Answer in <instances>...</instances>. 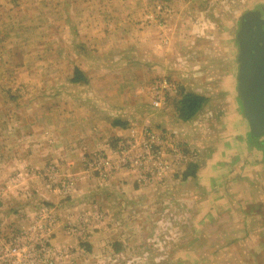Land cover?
I'll return each mask as SVG.
<instances>
[{
    "label": "crops",
    "instance_id": "0c3cea01",
    "mask_svg": "<svg viewBox=\"0 0 264 264\" xmlns=\"http://www.w3.org/2000/svg\"><path fill=\"white\" fill-rule=\"evenodd\" d=\"M9 1L14 3V0H0ZM98 6L96 3L89 14H98ZM107 6H103L106 9L101 12L102 28L99 15L87 23V39L92 41L93 37L98 38L90 48L100 53L97 58H102V61L96 59L94 63L91 62L89 73H86V68L76 65L86 73V83L70 82V73L66 78L56 77L58 80L55 82H58V85L47 91L37 82L30 85L33 76L26 74L21 79L24 84L22 90L18 91L20 95L17 93L5 97L12 106L7 104L6 109L0 107V178L6 179L11 174H16L19 178V183L15 185L16 191L11 189L4 194L1 192L0 221H18L20 219H17V215L20 211L30 212L27 214L29 219H25L29 221L31 213L40 205L52 208L57 221L61 223L78 221L81 214L96 212L98 218L92 221L98 223L91 233L89 249L87 248L88 252L90 251V260L101 264H115L111 260L113 251L109 243H100V239L106 236L103 234L106 231L99 230L101 223L134 221L133 213L136 211V214L143 211L138 221H149L150 217L145 215L144 209H153L152 201L157 200L155 194L161 187L157 181L139 186L134 180V175L125 170L101 180L86 172L82 165L83 157L96 150H110L114 140L138 132L141 126L148 124L157 130L166 129L167 121L162 118L151 119L147 109V105H150L144 101L145 83L153 76L165 73L175 76L182 81L181 88L184 91L205 95L209 102L214 97H226V92L229 87L233 88V85L236 91L238 49L235 36L224 34L223 37H218L212 32L211 24L203 20L205 11H194L193 15L194 12L187 9L182 12L185 18L182 28L161 31L145 25L141 11L138 12V17H132L138 18V23L118 22L119 25H116L114 21L121 15L111 12L112 9ZM103 14L106 15L105 19ZM178 17L174 16L175 19ZM163 37H166L165 44L162 42ZM180 58L183 62H178ZM197 116L181 123L195 122ZM247 148L246 146L245 149ZM191 157L195 158V154ZM200 159L197 157L194 162H190L196 165L194 176H188L183 181L199 178L203 174L205 168L199 163ZM260 161L264 162L263 159ZM49 163L56 164L61 175L72 178V190L67 198H61L54 191L48 190L44 179L38 176V172ZM215 167L217 169V164ZM222 171L220 168L217 174H223ZM175 174L178 175L177 172ZM238 180L239 178L232 180V184L227 188H230L239 204L241 192ZM218 186L220 185L211 186L209 189L217 195ZM19 189L21 191H18ZM197 189L199 190L193 192L197 193L196 195L206 193L201 187ZM242 189L247 191L248 185L244 183ZM26 190L29 191L27 198L23 195ZM163 190L166 191L165 188ZM193 193L189 192L185 204L188 203L187 213L194 211L193 216L196 215V218L192 217L190 220L188 216V221H184L188 223V227L190 221H203L201 202H198V214L195 213L198 207L192 208L195 203L190 204ZM229 222L231 242L227 237L218 235L212 251L205 245L178 248L177 252L182 254H209L205 257L208 258L207 261L204 257V261H201V257L195 261L188 258L183 264H234L232 254L239 256L247 253L240 247L241 244L235 241L236 238H240V242L255 250V239L264 235L261 232L264 229V221H256L260 225L257 229L255 226L250 227L249 223L252 221H242L246 224L237 230L232 227L234 221ZM188 232L192 233L190 228ZM161 233L163 234L162 230L157 232L158 235ZM206 234L205 226L198 229L200 237ZM65 235L62 226L58 225L54 242L60 239L58 242L64 243L68 239ZM174 246V242H171L168 248L172 247L174 250ZM211 254L215 255L213 260ZM78 260L75 264L80 263ZM245 264H251V261H245Z\"/></svg>",
    "mask_w": 264,
    "mask_h": 264
},
{
    "label": "rangeland",
    "instance_id": "374dc122",
    "mask_svg": "<svg viewBox=\"0 0 264 264\" xmlns=\"http://www.w3.org/2000/svg\"><path fill=\"white\" fill-rule=\"evenodd\" d=\"M96 3L99 5L98 14H89ZM106 5L112 9L111 12L121 15L115 19L116 25H119L118 22L125 24L137 22L138 18L132 17H138V12L141 11L145 25L153 26L161 31L182 28L185 20L182 12L187 9L191 12L205 11L203 20L211 24L212 32H215L218 37L220 35L223 37L224 34L234 37L240 15L247 10L260 7L264 9V0H99L98 2L91 0H14V3L0 2V107L6 109L7 104H12L5 97L22 90L24 82L21 79L26 74L33 76L30 85L37 82L39 86L49 91L58 85V82H55L58 80L56 77L66 78L70 75L73 66H82L87 69L86 73H89L90 63L97 61L100 53L90 48L92 43L98 41V38L93 37L92 41L87 39V23L99 15L102 28L101 12L106 9L103 8ZM158 6L160 7L159 12ZM147 15L163 17L164 21L159 27L154 22H147L145 20ZM175 15L179 17L175 19ZM105 17L106 15L104 19ZM162 39L166 40V37ZM101 44L100 42L99 45ZM98 60L100 62L102 58ZM178 62H183V59L180 58ZM160 76H165L177 83L178 92L168 97L165 108L156 109L150 105L147 87L153 79ZM145 84L146 100L144 101L150 105L145 103L151 119L162 118L167 121L168 126L164 131L173 135L189 155L195 154V158L193 157L188 164L194 162L193 160L197 157L198 160L201 157L202 160L200 159L199 163L204 165L205 169L199 178L183 181L182 173L179 171L178 175L174 172L169 178L157 182L161 190L155 194L157 200L152 201L153 209L151 211L149 208L144 209L145 215L150 217V220L138 221L143 211H139L138 214L136 211L133 213L135 214L134 221H104L99 230L106 231L103 232L106 236L100 239V243H109L113 251L111 260L115 264H183L184 261H188V258L195 261L199 257L201 261H207L208 258L205 257L209 254L205 255L206 253L203 252L191 255L182 254L178 253L177 249L188 245L198 247L205 245L212 251L218 235H223V238L227 237L228 241H232L229 221H234L232 226L234 230L246 224L242 221H252L249 225L250 227L255 226V229L260 228L256 221H264V162L260 161V159L264 160V137H252L249 134L234 85L233 88L229 87L226 97L211 99L209 105L203 107L198 113L197 121L184 124L181 123L182 120L177 117L174 109L175 102L181 97V92H187L181 88L182 81L165 73L153 76ZM246 146L247 149H245ZM49 164L57 168L56 164ZM215 164L218 166L217 169ZM220 168L223 169V174H217ZM15 176L17 175L11 174L6 179L0 178V197L2 191L4 194L7 190H17L15 184L10 182ZM236 178H239L238 184L241 192L239 193V204L233 192L227 188ZM244 183L248 185L247 191L242 189ZM214 185H220L217 195L215 191L210 190ZM1 187L4 189L1 190ZM200 187L206 193L198 194L199 197L202 196L199 201L197 193L193 192L198 191L197 188ZM164 188L166 191L163 190ZM28 192L26 190L23 194L25 198L29 196ZM189 192L193 193V200L190 202L191 205L195 203V207L192 206L193 209H196L198 202H201L203 221H190L188 227V223L184 222L188 221V216L190 220L192 217L196 218V215L193 216L194 211L188 214L186 210L188 203H185L189 198ZM249 206L252 207L249 208ZM40 207L41 205L38 208ZM0 208H2L1 205ZM198 212L199 207L195 213L198 214ZM29 213V211H20L17 215V219H20L18 221H10V223L0 221V236H6L19 224V221H25ZM96 223L98 222L62 221L61 223L57 221L63 230L64 224H73L76 229L75 236L84 234L86 249H89V238ZM203 226L207 234L200 237L198 229H203ZM189 228L191 234L188 232ZM159 230H162L163 234L158 235ZM261 232L264 233V229ZM75 236H66L68 239L64 243L58 242L60 239L56 240L57 243L54 242L55 234L51 236V241L58 250H67L70 247L68 257L59 260L57 264H75L79 258V264H101L90 260L88 249L83 256L77 253ZM261 236L263 237L255 239V250L249 248L246 243L240 242V238L235 239L247 253L239 255L240 257L235 253L232 254L234 264H245V261L247 263L251 261V264H264V235ZM171 242H174V250L172 247L168 248ZM214 256L211 254L212 260ZM72 258L73 263H71Z\"/></svg>",
    "mask_w": 264,
    "mask_h": 264
},
{
    "label": "built area",
    "instance_id": "2783aa9c",
    "mask_svg": "<svg viewBox=\"0 0 264 264\" xmlns=\"http://www.w3.org/2000/svg\"><path fill=\"white\" fill-rule=\"evenodd\" d=\"M159 12L160 7H157ZM145 20L161 26L163 17L147 15ZM165 43L166 40L162 39ZM150 105L163 109L168 97L178 92V84L165 76L156 77L147 87ZM191 154L183 148L177 139L163 130L154 129L150 125L141 126L138 132L114 140L111 149L96 150L82 159V165L87 173L106 180L114 173L125 170L134 175L139 186L150 182H161L172 173L183 171L192 159ZM44 179L45 187L54 191L61 198H67L72 190V178L61 175L54 165H47L38 172ZM18 176L10 182L17 184ZM20 213V212H18ZM94 216V218H92ZM98 218V213H83L78 221H92ZM58 226L52 208L41 205L36 209L29 221H19L10 232L0 236V264H57L59 260L68 257V250H58L54 247L51 236ZM64 233L75 236L73 224H64ZM76 251L82 256L86 254L84 234H78Z\"/></svg>",
    "mask_w": 264,
    "mask_h": 264
},
{
    "label": "water",
    "instance_id": "95a60500",
    "mask_svg": "<svg viewBox=\"0 0 264 264\" xmlns=\"http://www.w3.org/2000/svg\"><path fill=\"white\" fill-rule=\"evenodd\" d=\"M259 9L240 15L235 34L236 94L252 137H264V18Z\"/></svg>",
    "mask_w": 264,
    "mask_h": 264
},
{
    "label": "trees",
    "instance_id": "16d2710c",
    "mask_svg": "<svg viewBox=\"0 0 264 264\" xmlns=\"http://www.w3.org/2000/svg\"><path fill=\"white\" fill-rule=\"evenodd\" d=\"M69 81L72 83H86V73L81 68L73 66ZM180 96V99L175 102L174 109L177 117L182 121L195 118L201 109L209 102L208 97L194 92L182 91ZM115 123L118 122H114V124ZM195 169L196 165L194 163H189L182 172L181 178L185 179L188 176H194Z\"/></svg>",
    "mask_w": 264,
    "mask_h": 264
},
{
    "label": "flooded vegetation",
    "instance_id": "af4514ba",
    "mask_svg": "<svg viewBox=\"0 0 264 264\" xmlns=\"http://www.w3.org/2000/svg\"><path fill=\"white\" fill-rule=\"evenodd\" d=\"M256 9H259V8H256ZM259 10L261 11V17L264 18V9L260 7ZM238 66H239V63L237 62V72H238ZM263 142H264V140H263Z\"/></svg>",
    "mask_w": 264,
    "mask_h": 264
}]
</instances>
